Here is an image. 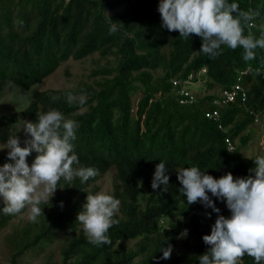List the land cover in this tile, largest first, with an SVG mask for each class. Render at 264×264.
Returning <instances> with one entry per match:
<instances>
[{
  "label": "trees",
  "instance_id": "trees-1",
  "mask_svg": "<svg viewBox=\"0 0 264 264\" xmlns=\"http://www.w3.org/2000/svg\"><path fill=\"white\" fill-rule=\"evenodd\" d=\"M235 2L240 10L258 13L244 34L259 37L264 0ZM157 5L158 0H0V92L8 83L28 91L70 60L99 57L90 81L38 91L24 109L11 107L0 116L4 144L17 137L21 120L34 123L38 112L61 111L79 124L76 166L97 169L84 184L78 178L59 181L50 201L40 205L37 223L24 218L27 209L0 214L8 264H21L31 254L47 253L51 259L56 244L59 264H198L207 251L202 236L210 233L203 213L211 209L187 204L177 191L175 169L197 166L213 178L250 175L255 156L247 159L243 151L253 140L249 129L264 123V49L257 48L248 62L239 47H224L210 59L198 53L200 37L182 39L161 27ZM236 85L242 90L235 101L225 102L223 92ZM184 86L193 101H183L189 100L180 95ZM192 86L200 87L197 93ZM68 92L85 94L86 104L69 105ZM214 112L217 117H207ZM160 160L169 167L165 192L150 186ZM9 161L0 153V166ZM110 171V195L120 201L118 223L108 230L110 243L97 246L87 241L76 215ZM211 198L220 215L229 214L222 201ZM184 229L187 237L179 238ZM169 244L170 258L159 259L160 248ZM241 264H253L252 258L242 257Z\"/></svg>",
  "mask_w": 264,
  "mask_h": 264
},
{
  "label": "clouds",
  "instance_id": "clouds-1",
  "mask_svg": "<svg viewBox=\"0 0 264 264\" xmlns=\"http://www.w3.org/2000/svg\"><path fill=\"white\" fill-rule=\"evenodd\" d=\"M157 12L163 29L177 31L182 39H189V34L200 37L198 53L210 59L220 55L224 47L232 50L239 47L243 61L248 62L256 58L257 48L264 49V26L259 37L251 32L244 34L245 28L253 26L258 13L240 10L235 0H158ZM50 99L55 101L58 97ZM65 99L78 108L87 101L85 94L72 92L66 93ZM78 127L76 120L52 108L36 113L34 123L23 122L28 137L23 147L16 135L0 144V151L8 149L7 159L11 161L0 166V204L3 205L0 214L15 215L27 209L29 221L37 223L42 215L40 205L50 201L59 181L78 178L84 184L97 175L94 167L76 166L79 159L74 142ZM33 152L36 155L29 165L26 158ZM252 161L254 167L246 177L234 178L229 172L213 178L197 166L175 169L180 184L177 191L187 204L198 202L204 209H211V213H205L206 218L217 214L210 234L202 236L208 248L198 256V264H241L244 256L251 257L253 264H264V155L258 154ZM168 169L164 160L155 165L150 184L153 191L159 186H163L162 192L166 191ZM211 197L224 203L229 212L227 217L219 214L220 209ZM119 205L117 198L104 191L87 194L76 222L89 243L97 246L110 243L107 233L118 223L115 217ZM60 206L63 207L62 202ZM187 235L188 229H184L179 238ZM160 251L159 259L167 260L172 245Z\"/></svg>",
  "mask_w": 264,
  "mask_h": 264
},
{
  "label": "rangeland",
  "instance_id": "rangeland-1",
  "mask_svg": "<svg viewBox=\"0 0 264 264\" xmlns=\"http://www.w3.org/2000/svg\"><path fill=\"white\" fill-rule=\"evenodd\" d=\"M97 61H99L98 56L90 57L82 61L70 60L63 66H61L54 74L45 79L42 84L34 86L32 89L26 91L16 87L13 84H7L3 91L0 92V116L7 112L11 107L17 110L24 109L33 100L35 94L38 91L47 89H72L75 88L79 83L88 82L91 79L92 71L96 68ZM102 62V61H101ZM103 63V62H102ZM200 87L192 86L191 90L194 93ZM135 98V97H134ZM23 122H28L21 120L17 126V138L20 141V146H24V141L27 139V135L23 130ZM249 132L253 134V140L247 148L243 151L245 158L250 159L258 154L264 155V123L253 126L249 129ZM8 149L0 151V153L7 155ZM36 153H31L26 161L30 165L32 160L35 158ZM11 163V161L6 162ZM113 184V171L108 172L99 182V191H104L108 194L112 191ZM204 212V216H205ZM211 213V212H208ZM29 212L24 216L28 219ZM217 214H211V218H206L207 230L210 233V226L214 223ZM229 214H224L227 217ZM134 242H129L128 246L133 247ZM181 248L177 249L175 252H179ZM51 251L53 252V258L48 259L47 253L42 254H31L26 259H24L21 264H46L48 261L56 262L59 264V245L56 244ZM0 264H8L6 249L2 244V237L0 235Z\"/></svg>",
  "mask_w": 264,
  "mask_h": 264
},
{
  "label": "built area",
  "instance_id": "built-area-1",
  "mask_svg": "<svg viewBox=\"0 0 264 264\" xmlns=\"http://www.w3.org/2000/svg\"><path fill=\"white\" fill-rule=\"evenodd\" d=\"M203 72H205V70H203ZM193 79V76H189L188 77V80H187V87H188V89H189V86H190V84H191V80ZM173 82V85L174 86H179V85H181V83H180V81H178V80H173L172 81ZM185 83V84H186ZM190 90V89H189ZM240 90H242V87L240 86V85H236V86H234L230 91L229 90H226V91H224L223 92V97L225 98V102H234L235 101V99H236V97H237V94H238V92L240 91ZM180 95L181 96H184V97H189V100H183L184 102L185 101H193L194 100V96H193V94L190 92V91H188L187 90V88H185V86L183 87V89L180 91ZM242 98H243V100H245V98H246V94H243L242 95ZM213 116L214 117H217L218 116V114L216 113V112H214V114L212 115V114H208L207 115V117H209V118H213ZM230 149H233V147H231L230 146Z\"/></svg>",
  "mask_w": 264,
  "mask_h": 264
}]
</instances>
